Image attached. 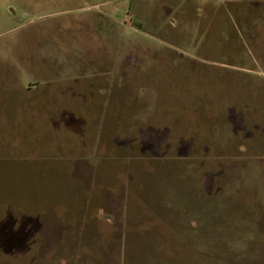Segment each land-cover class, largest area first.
Wrapping results in <instances>:
<instances>
[{
  "label": "rangeland",
  "instance_id": "rangeland-1",
  "mask_svg": "<svg viewBox=\"0 0 264 264\" xmlns=\"http://www.w3.org/2000/svg\"><path fill=\"white\" fill-rule=\"evenodd\" d=\"M0 264H264V0H0Z\"/></svg>",
  "mask_w": 264,
  "mask_h": 264
}]
</instances>
